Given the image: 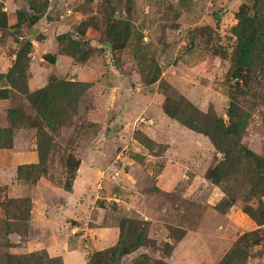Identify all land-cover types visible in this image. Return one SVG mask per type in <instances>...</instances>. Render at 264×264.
Masks as SVG:
<instances>
[{"label":"rangeland","instance_id":"obj_1","mask_svg":"<svg viewBox=\"0 0 264 264\" xmlns=\"http://www.w3.org/2000/svg\"><path fill=\"white\" fill-rule=\"evenodd\" d=\"M244 7L264 17V0H0L1 263L36 254L63 264L45 249L56 242L41 246L46 237L29 224L64 199L79 169L95 181L97 223H123L133 246L103 249L94 264H218L255 230L262 240L245 264H264V224L243 211L256 207L254 188L232 172L213 182L221 155L186 127L227 126L233 96L246 116L236 143L264 159V67L229 73ZM60 83L71 88L57 109L37 115L26 93L50 89L49 106ZM94 157L89 170L82 162ZM168 158L165 192L155 176Z\"/></svg>","mask_w":264,"mask_h":264},{"label":"trees","instance_id":"obj_2","mask_svg":"<svg viewBox=\"0 0 264 264\" xmlns=\"http://www.w3.org/2000/svg\"><path fill=\"white\" fill-rule=\"evenodd\" d=\"M248 8L241 10V15L238 19L237 25V47L232 57V64L230 65V74L234 79H241L244 76V72L248 73L256 68L264 67V17H260L261 20L252 14L248 13ZM38 17H30V22L35 23ZM30 43L25 42V47H22L18 52L19 58H25L29 52ZM49 62H53L49 60ZM15 65H13L12 69ZM10 72V71H9ZM245 73V74H246ZM68 84H57L55 89L51 92L50 101L53 98V102L48 105L50 92L48 88H43L33 93L27 94V99L31 107H33L35 113L42 117H46L48 112L57 109L56 101L59 98V93H65V89L71 88ZM74 86V85H73ZM77 86V85H75ZM59 94V96H58ZM66 94L69 96L68 90ZM69 102L73 101L72 97H69ZM50 103V102H49ZM55 105V106H54ZM52 106V107H51ZM53 108V109H51ZM237 108L234 104V97L230 96V102L228 104L227 115L229 122L227 126H224L220 120L212 122L213 129L205 130L200 129L199 124L193 126L187 124V128L205 135L211 141L213 147L220 153V161L213 167V172L210 176L213 182L218 183L220 180L228 181L229 174L232 172L235 177L241 176L242 179L248 181L254 188L257 197L256 207L245 206L243 208L244 213L251 218L257 226L264 224V207L260 201V197L264 196V159L260 156L247 150L245 147L236 143L237 135H240L241 129L245 124V114L236 112ZM231 145V146H230ZM233 169L232 171H227ZM236 179V178H235ZM18 208V206H17ZM128 226L132 225L131 220L124 222ZM123 223L118 227V240L113 249L108 252L111 254L123 255L127 254L133 249L131 243L122 235ZM258 230L246 233L238 237V239L231 246L226 255L221 259L218 264H245V260L248 257L247 248L258 244L262 239L258 235ZM139 238L136 237L137 242ZM93 255L99 257L100 255L107 257L106 253L94 252L90 255L86 264H94L92 262ZM41 255L30 254L27 256H7L6 262L0 264H60V260L57 258H46L41 260ZM114 256V255H113Z\"/></svg>","mask_w":264,"mask_h":264},{"label":"crops","instance_id":"obj_3","mask_svg":"<svg viewBox=\"0 0 264 264\" xmlns=\"http://www.w3.org/2000/svg\"><path fill=\"white\" fill-rule=\"evenodd\" d=\"M167 125L171 126L169 123ZM171 150L172 147H166L165 155H169ZM1 153L4 156L8 155L6 150ZM99 159L101 158H90V162L85 160L82 164H93V167L88 168L93 170ZM170 162L171 159H165L162 168L155 176L156 187L165 192L170 191L169 189L165 190L164 186L165 178H171L173 172L172 162ZM79 173L78 169L64 199L61 202L54 201L46 215H43L39 221L31 218L29 224L31 232L38 231L46 237L38 243L41 246L45 244L47 238L49 241L52 239L56 242L54 247H45V249L51 256L60 255L63 264H86L91 254L114 246L118 239L117 227L97 223L99 218L98 214H94V210L99 207L95 204L97 201L93 191L95 181H91L90 178L81 176ZM181 174L186 177L185 172H181ZM94 176L98 180V176ZM77 232H81V234H77ZM83 238L88 241L83 243Z\"/></svg>","mask_w":264,"mask_h":264}]
</instances>
